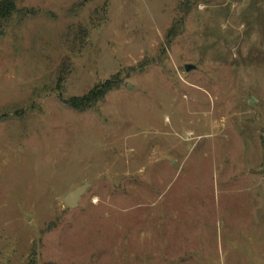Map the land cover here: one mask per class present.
Returning a JSON list of instances; mask_svg holds the SVG:
<instances>
[{
	"label": "rangeland",
	"instance_id": "rangeland-1",
	"mask_svg": "<svg viewBox=\"0 0 264 264\" xmlns=\"http://www.w3.org/2000/svg\"><path fill=\"white\" fill-rule=\"evenodd\" d=\"M0 264H264V0H15Z\"/></svg>",
	"mask_w": 264,
	"mask_h": 264
},
{
	"label": "trees",
	"instance_id": "trees-1",
	"mask_svg": "<svg viewBox=\"0 0 264 264\" xmlns=\"http://www.w3.org/2000/svg\"><path fill=\"white\" fill-rule=\"evenodd\" d=\"M15 11V0H0V22L6 20ZM113 86L105 81L91 89L88 93L80 97H71L64 103L71 109L84 111L91 108L95 103L100 101Z\"/></svg>",
	"mask_w": 264,
	"mask_h": 264
},
{
	"label": "water",
	"instance_id": "water-1",
	"mask_svg": "<svg viewBox=\"0 0 264 264\" xmlns=\"http://www.w3.org/2000/svg\"><path fill=\"white\" fill-rule=\"evenodd\" d=\"M194 65H185L184 69L185 71H189L191 69H194ZM89 187L88 183H84L77 187L76 189L70 191L67 193L61 201L69 208H74L78 204V201L81 197V195L85 192V190Z\"/></svg>",
	"mask_w": 264,
	"mask_h": 264
}]
</instances>
